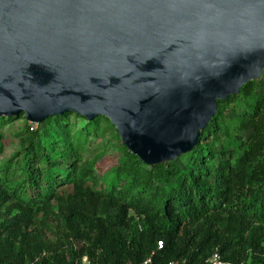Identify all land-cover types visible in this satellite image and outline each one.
Here are the masks:
<instances>
[{
    "label": "water",
    "instance_id": "obj_1",
    "mask_svg": "<svg viewBox=\"0 0 264 264\" xmlns=\"http://www.w3.org/2000/svg\"><path fill=\"white\" fill-rule=\"evenodd\" d=\"M264 68V0H0V117L108 118L144 164Z\"/></svg>",
    "mask_w": 264,
    "mask_h": 264
},
{
    "label": "trees",
    "instance_id": "obj_2",
    "mask_svg": "<svg viewBox=\"0 0 264 264\" xmlns=\"http://www.w3.org/2000/svg\"><path fill=\"white\" fill-rule=\"evenodd\" d=\"M250 91L256 93L247 102V110L239 114V128L256 129L264 122V75L245 84L238 94L218 100L217 113L202 130L183 166L176 162L148 166L123 144L119 162L100 191L83 186V178L91 177V161L79 167L75 164L78 139L74 138L95 133L97 120L104 116L90 120L68 112L85 121L74 132L69 131L72 125L64 122L70 115L67 113L48 117L32 130L28 123L23 129L21 155L30 182L19 190L16 186H23L21 183L9 190L0 176V206L14 200L11 210H16L12 222L0 221V264H24L45 249L49 251L48 242L38 235L39 214H47L45 218L55 215L46 204L57 186L64 184H71L73 190L66 196L56 195L63 241L60 248L43 257V264H71L75 256L87 253L92 257L96 249L101 250L99 264L136 263L151 252L152 264L176 259L204 264L215 250L227 260L264 264V169L258 178H249L243 171L249 154L238 144L230 142L213 151L210 144L201 142L203 137L216 134L223 112L220 103ZM5 119L0 117V123ZM262 149L263 139L249 153ZM66 151L74 157L72 162L64 158ZM220 151L227 156L241 154L233 165L225 160L211 170L209 163L200 164V160L213 163ZM57 179H61L59 183L53 182ZM37 180L47 185L41 187ZM254 183L256 186H250ZM112 205L116 208L114 216L109 213ZM129 209L142 216L140 221H132ZM69 236L83 239L84 244L74 249L67 242ZM158 240L162 241L161 248H157Z\"/></svg>",
    "mask_w": 264,
    "mask_h": 264
},
{
    "label": "rangeland",
    "instance_id": "obj_3",
    "mask_svg": "<svg viewBox=\"0 0 264 264\" xmlns=\"http://www.w3.org/2000/svg\"><path fill=\"white\" fill-rule=\"evenodd\" d=\"M262 75H264V68L261 76ZM255 93L250 91L245 95L238 96L235 100H225L220 103L221 106H223V112L221 117L218 119L216 134L214 136L209 134L208 136L203 137L201 141L203 144H210L213 151H217L221 146L223 148L225 144H230V142L238 144L241 149L245 150V153L249 154L248 159H245L244 161L246 168L243 170L246 174H248L249 178H258L260 176V172L264 169V149H262L259 153H249L251 148L256 146L257 142L262 141V139L264 140V122L259 123L256 129L243 130L239 128V114H241L242 110L246 109L245 106L247 102L254 98ZM67 114L70 115H67L64 122L66 125H72L71 129H69L70 132H74L76 127L80 128L83 124H85V121L82 118H78L77 116L72 115V113ZM5 118L6 121L2 120L0 123V176H3V182L5 184L7 183L6 185L9 186V190L16 184L21 183L20 185L23 186H16V190H19L21 187L26 186L28 182H30L28 174H26V170L23 166L24 157L21 155V146L23 144L22 138H24V135H22L23 129L27 126L28 121L22 114L16 117L5 116ZM103 118H99L97 120V126L94 130L95 133L86 134L85 138L82 139L78 137L74 138V141L78 139V145H75L76 153L78 155L77 159L74 161L75 164L79 167L85 162L91 161V177L87 176L83 178V186H90L96 191L104 190L107 186V181L109 180L107 178L109 175H112L113 168L118 164L119 157L121 156L123 150V144L118 136L117 130L109 122L108 118ZM36 125L37 124L32 125L30 130L35 129ZM54 147L56 148L57 146ZM240 154L241 151L237 152L233 156H227L224 152L220 151L216 153L213 163H210V161L199 160L201 161L200 164L209 163V168L212 170L215 169L219 163L225 160L229 161L230 164L233 165L237 161ZM64 155L66 161H73L74 157H71L69 152L66 151ZM188 159L189 152L181 154L176 159L167 162H176L180 166H183ZM60 180L61 179H57L53 182L59 183ZM37 182L40 183L41 187L47 185L43 182V180H37ZM122 182H125V178L122 179ZM256 184L257 183H254L250 186L254 187ZM51 187L54 189L55 185L53 184ZM119 188H121L120 185L117 186V189ZM72 190L73 188L71 184H64L59 187L57 186L54 197L46 204L47 208H51L55 215L45 218L47 214L45 216L43 213L39 214V218H41L42 221L38 225V235L48 242V247L50 249L49 251L46 249L44 250L47 253L51 252L54 248H60V244L63 241V237L59 236V234L63 233L64 228L61 217L58 215L59 209L58 203L56 202V195L61 194L66 196L68 193H71ZM149 192L151 193L152 190L150 189ZM23 195L25 196V194ZM13 201L14 200H9L0 206V221L3 220L6 223H9L14 220L16 210H11V203H13ZM115 212L116 208L112 205L109 208V213L114 216ZM128 215L132 216L133 222H138L140 221V218H142V216L136 215L131 209L128 210ZM43 222H46L45 226L43 225ZM126 229L127 231L131 230L130 228Z\"/></svg>",
    "mask_w": 264,
    "mask_h": 264
},
{
    "label": "built area",
    "instance_id": "obj_4",
    "mask_svg": "<svg viewBox=\"0 0 264 264\" xmlns=\"http://www.w3.org/2000/svg\"><path fill=\"white\" fill-rule=\"evenodd\" d=\"M32 127L34 123L28 122ZM139 227V226H138ZM140 228V227H139ZM67 242L71 244V246L74 249H77L78 245L83 243V239H77L74 238L73 236H69L67 238ZM162 247V241L158 240L157 241V248ZM101 250L96 249L94 251V255L92 257H89L87 253H83L80 256H75L74 260L71 264H99V256H100ZM152 254L146 257L144 260L139 261V262H132L131 260H127L124 264H152ZM47 255V252L42 251L38 255L34 256L32 259L27 260L24 264H43L42 259ZM168 264H190L186 259H176ZM204 264H250L249 261H231L223 258V256L219 253L218 250H215L208 258H206Z\"/></svg>",
    "mask_w": 264,
    "mask_h": 264
}]
</instances>
